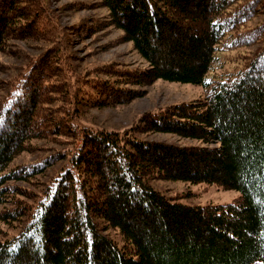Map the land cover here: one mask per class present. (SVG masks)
<instances>
[{
    "label": "trees",
    "instance_id": "trees-1",
    "mask_svg": "<svg viewBox=\"0 0 264 264\" xmlns=\"http://www.w3.org/2000/svg\"><path fill=\"white\" fill-rule=\"evenodd\" d=\"M104 3L148 69L110 65L107 74L118 78L83 81L68 63L56 22L37 26L45 0H0V52L11 38L49 42L0 81V207L12 205L0 209V220L18 230L1 231L0 264H264V20L249 25L264 15V0ZM256 44L262 47L236 75L207 81L218 50ZM159 79L208 93L146 114L141 127L201 145L141 140L130 128L83 123L80 83L120 102L138 93L120 92V82ZM55 99L64 105H53ZM33 140L66 147L12 165L39 148ZM58 165L40 197H20L29 195L18 182ZM153 179L206 182L241 195L224 205H189L155 189Z\"/></svg>",
    "mask_w": 264,
    "mask_h": 264
},
{
    "label": "rangeland",
    "instance_id": "rangeland-1",
    "mask_svg": "<svg viewBox=\"0 0 264 264\" xmlns=\"http://www.w3.org/2000/svg\"><path fill=\"white\" fill-rule=\"evenodd\" d=\"M33 14L34 12L29 15ZM38 15V27L41 19L45 21L47 19L54 20L59 26V34L64 37L65 41L68 63L83 75V81L85 78L90 81L91 77L118 78V76L107 74L108 70L104 68L110 65L120 69H131L134 72L146 70L150 66L136 50L133 42L126 41L124 32L113 24L110 10L104 0H45L42 12ZM263 20L264 15L260 11V14L249 25L256 26ZM13 35L24 38L22 33L15 32ZM225 41L226 39L222 43ZM48 43L43 39L27 41L18 37L8 40L7 49L0 52V81L6 82L13 75H16L23 63L32 56L43 53ZM261 47V44H256L236 49L218 50L217 60L214 63V68L207 76V81L212 82L216 77L221 78L222 75L225 77L236 75ZM58 65L61 66V63ZM80 85L83 88L82 92H85L82 96L85 97L82 98L84 105H80L78 108L85 124L99 129L115 131L130 128L133 129L136 138L141 140L163 141L178 145L202 144L198 140L183 138L176 134L145 132L144 128L141 127L143 125L141 119L148 113L174 104L202 99L208 93L204 86L163 79L143 84H135L134 81L130 80V82H120L118 87L120 92L136 90L138 92L136 97L131 100L112 102L105 100L103 94L89 87V83L84 85L82 82ZM89 92L94 95L89 96ZM0 94H4L3 88L0 89ZM52 104L64 105L62 101L57 99L52 100ZM32 143L39 148L20 154L12 165L37 162L51 155L56 149L66 147L57 142L47 143L44 140H33ZM58 167L59 165L51 168L44 175L38 176L31 182H18L17 184L25 189L29 195H20V197L25 201L33 200L34 195L37 198L40 197L44 188L57 175ZM150 183L155 189L165 192L169 196L178 197L179 201L189 205H224L234 202L241 195L238 190H226L216 184L206 182L192 183L181 180L153 179ZM5 206L9 208L12 205L7 203L0 209ZM1 231L9 234L18 232L17 229L0 220V237H2Z\"/></svg>",
    "mask_w": 264,
    "mask_h": 264
}]
</instances>
